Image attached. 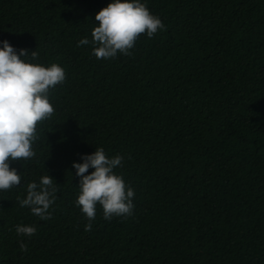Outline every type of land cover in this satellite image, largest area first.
Listing matches in <instances>:
<instances>
[{"label":"trees","instance_id":"obj_1","mask_svg":"<svg viewBox=\"0 0 264 264\" xmlns=\"http://www.w3.org/2000/svg\"><path fill=\"white\" fill-rule=\"evenodd\" d=\"M111 2L0 0V47L65 70L36 155L10 162L20 185L0 190V264H264V0H140L164 29L97 59ZM97 147L123 157L135 208L107 221L98 203L85 231L72 165ZM45 175L57 193L43 220L19 200Z\"/></svg>","mask_w":264,"mask_h":264},{"label":"clouds","instance_id":"obj_2","mask_svg":"<svg viewBox=\"0 0 264 264\" xmlns=\"http://www.w3.org/2000/svg\"><path fill=\"white\" fill-rule=\"evenodd\" d=\"M98 21L92 31L93 54L97 59L116 57L117 53L131 55L129 51L141 34L152 38L158 30L164 29L161 19L154 16L140 0H112L96 15ZM89 41L82 39L79 45ZM0 47V190H8L19 186L21 175L10 162L28 160L36 153L33 143L38 139L37 124L50 119L54 107L50 103V88L64 82L65 70L53 63L49 67L26 62L22 57L28 51L17 50L7 40ZM78 45V46H79ZM32 59L38 56L31 52ZM83 163H73L76 175L80 177V194L76 204L81 207L89 223L85 231L92 230V221L96 217V205L103 209L104 219L110 221L113 216H131L135 205V192L126 186L122 176L114 173V169L122 164L123 157L117 155L108 158L102 147L95 152L81 157ZM92 168L94 171L87 174ZM49 175L41 177L40 183L27 185V197L19 200L21 207H29L31 213L43 220L50 219V206L55 202L57 187L53 185ZM19 199V198H18ZM35 226L18 225V235L33 236ZM22 251L27 245L20 243Z\"/></svg>","mask_w":264,"mask_h":264}]
</instances>
